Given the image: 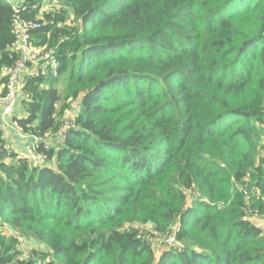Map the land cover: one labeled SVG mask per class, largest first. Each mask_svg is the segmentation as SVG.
Returning a JSON list of instances; mask_svg holds the SVG:
<instances>
[{
	"label": "trees",
	"instance_id": "16d2710c",
	"mask_svg": "<svg viewBox=\"0 0 264 264\" xmlns=\"http://www.w3.org/2000/svg\"><path fill=\"white\" fill-rule=\"evenodd\" d=\"M22 1L0 0V72L20 59V10L57 52L26 76L12 120L52 136L38 150L53 166L0 150V264H38L1 225L47 247L45 264H264V230L247 216L264 217V0H59L67 11L43 22L31 17L44 0ZM61 102L81 108L59 146ZM248 179L254 204L232 196ZM141 225L183 246L158 261Z\"/></svg>",
	"mask_w": 264,
	"mask_h": 264
},
{
	"label": "rangeland",
	"instance_id": "374dc122",
	"mask_svg": "<svg viewBox=\"0 0 264 264\" xmlns=\"http://www.w3.org/2000/svg\"><path fill=\"white\" fill-rule=\"evenodd\" d=\"M11 2H18L21 3L20 0H10ZM43 6L41 8V11L37 13L36 16H32L31 19L44 21V15L46 14H56L59 12L67 11L63 3L59 0H44ZM56 16V15H55ZM69 21H72L73 17L71 14L68 13ZM74 25L77 27L74 23ZM32 38V46L36 48V50H42L45 49L49 50L54 47L52 45H47L45 47H41V41L38 42L37 36H33ZM57 48V47H56ZM56 56V55H55ZM55 61H53V64ZM34 66L35 70H38V68L42 65H28L29 70H32V67ZM7 85V78L5 76V67L0 72V96H2L5 93V88ZM57 87L63 92L65 88V75L60 78V82L57 84ZM253 87H250V90ZM255 101L258 103V108L262 111H264V91L262 92H256L255 89L253 90ZM20 101V98H19ZM23 102L20 101L19 105L15 108L16 111L23 112L24 106L22 104ZM64 103H60L57 106V116L59 118L60 123L65 120L71 121V119L75 118V115L73 113V110L76 108L79 110L81 108L80 103L74 102L71 104V107L68 110H63ZM62 124V123H61ZM257 134L256 139L259 140V142L264 141V126L261 124H257ZM11 129V128H10ZM7 136V134H6ZM9 143V142H6ZM16 146L19 147V144L16 143ZM259 155H258V161L257 166H259V161L262 157H264V147L260 146L259 149ZM253 175V173H251ZM237 195H241L242 198L250 202V204H254V202H251L252 197L258 198L259 192L255 190V187H253L249 179L245 181L243 184H237L234 189H232V196L235 198ZM248 218L255 224L260 226L264 230V217L258 215V214H251L248 213ZM140 233L143 237H148L151 241V244L153 245L154 249L156 250V256L159 261V259L162 257V255L169 250H178L183 245L178 243L174 237L171 239H168L166 237H162L158 235L156 232L153 231V227L151 225H141L138 226ZM1 233H2V240L5 242L6 245H12L16 249L17 253H20L22 255V258L26 260H34L38 264H45L47 262H50L53 260V253L45 247L42 243H40L36 238H34L31 235L22 234L18 231H15L14 229L10 228L9 226H3L1 225Z\"/></svg>",
	"mask_w": 264,
	"mask_h": 264
},
{
	"label": "built area",
	"instance_id": "2783aa9c",
	"mask_svg": "<svg viewBox=\"0 0 264 264\" xmlns=\"http://www.w3.org/2000/svg\"><path fill=\"white\" fill-rule=\"evenodd\" d=\"M39 6H34L37 9ZM18 9L27 10L28 7L22 1ZM20 12V10H19ZM15 16L13 21V34L16 39V47L20 54V59L18 61L5 69V76L7 78V85L5 88V93L0 96V110H2V122L1 128L3 132H7L11 128L10 117L14 115L15 108L18 104L21 90L24 86L26 76H28L27 69L28 65H42L54 61L57 48H52L49 50H36L32 46V35L31 33L40 27L35 21H31L23 18L21 14ZM75 125L71 121H66L61 129L55 136V145L62 144L66 140L68 134L74 129ZM23 139L26 140L23 147H17L14 142L5 143L0 141V150L4 149L11 154L17 155L21 158L27 159L34 168H41L43 166H48L50 163V158L47 153L39 151L38 148L45 145L46 149H50V142L48 140L52 139V136L48 139H42L34 135L23 133L21 135ZM169 237L168 239H171Z\"/></svg>",
	"mask_w": 264,
	"mask_h": 264
},
{
	"label": "crops",
	"instance_id": "0c3cea01",
	"mask_svg": "<svg viewBox=\"0 0 264 264\" xmlns=\"http://www.w3.org/2000/svg\"><path fill=\"white\" fill-rule=\"evenodd\" d=\"M32 71H35L34 69V66L32 67V70L30 71L29 68L27 69V75L32 72ZM20 101H18V104L17 106L19 105ZM16 106V107H17ZM2 110H0V130H1V135H2V140L3 142H16L19 144V147H23L24 143L26 142L25 139H23L21 137V135L24 133L12 120V117H10V122H11V129H8L7 132H3L2 131V128H1V122H2ZM23 113V112H22ZM21 112L19 111H16L14 112V115H21L22 114ZM7 134V136H6ZM49 166H53V165H50ZM262 229V228H261Z\"/></svg>",
	"mask_w": 264,
	"mask_h": 264
}]
</instances>
